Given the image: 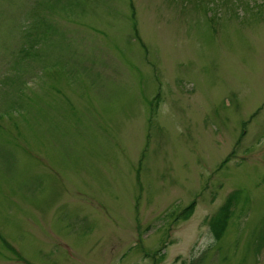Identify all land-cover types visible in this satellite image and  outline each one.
<instances>
[{
  "label": "rangeland",
  "instance_id": "374dc122",
  "mask_svg": "<svg viewBox=\"0 0 264 264\" xmlns=\"http://www.w3.org/2000/svg\"><path fill=\"white\" fill-rule=\"evenodd\" d=\"M0 264H264V0H0Z\"/></svg>",
  "mask_w": 264,
  "mask_h": 264
},
{
  "label": "trees",
  "instance_id": "16d2710c",
  "mask_svg": "<svg viewBox=\"0 0 264 264\" xmlns=\"http://www.w3.org/2000/svg\"><path fill=\"white\" fill-rule=\"evenodd\" d=\"M240 196L236 193L230 194L224 204L220 206V208L217 210V212L211 216L209 220L210 228L212 233L214 234V237L216 239H221L223 235L225 234V231L228 227L230 218L233 213V206L236 203L235 199L237 201L239 200ZM196 208V201H193L190 205L185 207L181 213L178 215V220H187L190 218V216L194 213ZM5 244L7 247L13 252L15 255L18 256V258H23L19 251L7 240L4 239Z\"/></svg>",
  "mask_w": 264,
  "mask_h": 264
}]
</instances>
